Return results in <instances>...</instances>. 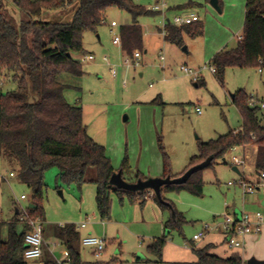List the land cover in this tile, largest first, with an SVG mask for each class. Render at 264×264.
I'll list each match as a JSON object with an SVG mask.
<instances>
[{
  "label": "rangeland",
  "instance_id": "rangeland-1",
  "mask_svg": "<svg viewBox=\"0 0 264 264\" xmlns=\"http://www.w3.org/2000/svg\"><path fill=\"white\" fill-rule=\"evenodd\" d=\"M218 1L221 11L211 4V0H134L136 4L150 10L163 2L165 6L157 15L139 19L144 40L142 49L136 50L141 51L142 57L140 65L132 67L125 64L131 55L124 52L121 45L114 43L115 36L121 34L122 26L132 23V17L126 11L112 7L97 32H84V52L73 53L74 58L82 64L84 75L63 72L59 76L60 82L66 85L67 100L82 105L88 133L106 147L114 166L120 169L127 159L132 171L125 175L127 178L131 179L138 169L148 178H157L149 173L156 168H163L160 136L169 156L171 173L175 175L184 170L190 158L199 152L201 142L241 128L242 116L232 96L238 90H245L259 103L264 100V72L260 68H227L224 83L210 70L211 58L206 59L204 54L207 44L218 41L217 30L220 27L214 19L217 17L222 24L227 25L224 18L229 17V3L239 1V7L234 11L238 14L239 30L227 44L228 49L237 46L245 22L243 14L246 0ZM188 3H193V6H188L187 12L196 13L197 19L203 21L205 34L207 31L210 40L206 42L202 36L191 38L186 35L184 46L187 51H184V46L165 41L164 33L158 29L164 27V15L173 22L175 14L183 13L175 7ZM5 5L13 14L14 10L19 13L12 0H5ZM67 12L51 14H54L55 19L69 21L71 17ZM112 21H116L118 26L112 27ZM88 54L95 55V59H84ZM161 55L165 56L164 61L160 60ZM182 65L194 70L206 66L201 71L205 84L195 86L193 77L181 71ZM112 68H116V76H113ZM16 89L17 83L11 75L0 73V91ZM197 107L201 108L202 113L196 111ZM244 151L243 148L232 150L226 155L227 163L219 159L202 169L205 186L201 195L188 190L163 191V197L173 203L174 209L182 214L184 220L180 228L172 229L161 258L148 246L155 237L165 233L163 224L173 216L169 208H162L153 198H149L143 207L128 197L121 200L113 192L110 217L102 219L97 208L95 184L88 181L79 187L75 183H66L59 176L57 166L48 168L45 173L47 190L43 206L46 226L49 230L58 223L79 227V238L74 245L87 262L197 264L198 257L193 247H202L209 242L219 246L223 244L224 237L219 231H211L206 238L194 242V234L202 231L206 225L220 224L229 210L235 206L242 208L251 197L264 199V192L244 195L238 184L241 174L252 179L259 178L254 167L247 166L248 171L238 167L241 173L233 170L231 158L234 155L243 157ZM250 151V147L246 148L245 153L249 157ZM17 164L14 157L0 156V222L15 218L16 208L28 209L33 198V189L22 183L19 176L10 174L11 171L17 174ZM93 175L94 169H90L88 178L91 179ZM22 194L27 195V199L21 200ZM256 209L264 211L261 206ZM18 217V229L21 230L23 222L21 215ZM82 223H86V227L82 228ZM7 233L5 227L3 235ZM90 234L106 240V248L101 255L83 245V238ZM51 241L55 257L61 258L67 247L57 240ZM225 249L228 248L225 246L211 251L223 254ZM227 251L231 253L230 249ZM139 256L143 258L139 259ZM40 260L28 261L29 264H38Z\"/></svg>",
  "mask_w": 264,
  "mask_h": 264
},
{
  "label": "trees",
  "instance_id": "trees-1",
  "mask_svg": "<svg viewBox=\"0 0 264 264\" xmlns=\"http://www.w3.org/2000/svg\"><path fill=\"white\" fill-rule=\"evenodd\" d=\"M12 1L19 13L15 10L14 14L10 12L5 0H0V73L10 74L17 83L16 90L0 91V156L17 159L20 181L33 189L31 204L34 207H28L29 214L45 221V173L52 166L59 168V176L66 183H75L81 187L90 181L96 185V203L102 219L110 217L113 192L121 200L128 197L131 201L140 200L143 205L150 190L127 191L113 186L110 180L118 171H122L128 182L146 180L148 177L136 171L131 179L127 178L125 175L132 173L127 159L116 171L106 147L88 133L82 105L67 100L66 85L60 82L59 76L63 72L75 76L84 75L82 64L74 58L73 53L84 52V32H97L98 27L105 22L110 8L117 7L132 17V23L122 26L120 34L122 48L128 55L143 47L144 32L139 19L155 16L158 12L138 5L134 0ZM188 6H193V3L182 5V8ZM57 11L61 14L68 11L71 19H55L51 13ZM203 34L204 23L196 20L182 26L168 23L164 38L171 44L183 47L186 35L196 38ZM210 65L216 68L215 75L221 83H224L227 68L252 67L264 72V0H246L243 33L237 46L216 53ZM195 83L197 87L205 84L201 78ZM254 99L243 89L235 93L233 102L242 116L241 128L201 142L199 152L190 158L180 176L209 156H214L212 165L226 158L233 149L243 147L251 148L250 157L246 154L247 166L252 169L254 167L258 174L264 172V107ZM252 100L256 102L253 106L250 105ZM159 145L163 152V177H177L171 173L169 156L161 136ZM90 169H94L91 179L88 178ZM204 186L202 170H198L183 184L164 186L162 196L164 190H188L201 195ZM152 198L162 208H169L173 212V216L164 222L165 233L154 238L148 246L161 258L169 234L172 229L180 228L184 217L165 197L163 199L168 203L160 202L154 194ZM18 215L20 212L16 213L15 218L0 222V264H29L24 256L25 235L29 226L21 219L25 225L20 231ZM5 227L8 229L6 236L3 235ZM57 231L67 247L69 264H103L82 259L74 245L79 238L74 224L57 226ZM193 248L199 264H245L240 253L225 258L210 253L209 246ZM43 264L58 263L50 259Z\"/></svg>",
  "mask_w": 264,
  "mask_h": 264
},
{
  "label": "built area",
  "instance_id": "built-area-1",
  "mask_svg": "<svg viewBox=\"0 0 264 264\" xmlns=\"http://www.w3.org/2000/svg\"><path fill=\"white\" fill-rule=\"evenodd\" d=\"M165 4L164 2L162 4H157L154 6V11L161 12L164 8ZM164 27L162 29V32L166 33V25L168 23H172L176 26H182L186 24L193 23L197 20V15L194 12H188L183 14H177L173 18V22H170V19L167 18L164 15ZM116 21H112L111 26L115 27L117 26ZM114 43L119 44L122 46V40L120 35H116L114 38ZM142 57V53L140 50H136L133 52V54L125 60V64L127 67H132L133 65L139 66L140 65V59ZM86 60H94L95 55L88 54L85 56ZM105 61L107 60L104 58ZM160 60L164 61L165 56L161 55ZM210 66V70L215 74L216 68L214 66ZM207 67L204 66L203 68L199 70H194L191 67L187 65L181 66V71L186 73V75L192 76L193 81H197L201 78V71L203 69H206ZM112 74L114 76L117 75L116 68H112ZM261 72H263L262 69H260ZM256 102L252 100L250 102V105H255ZM261 107H264V102L260 103ZM196 111L198 113H202L201 108L197 107ZM237 149V148H235ZM233 149V150H235ZM243 149H246L243 147ZM230 163L233 166L237 167H243L244 170H247V160L244 155V157H239L237 155H234ZM248 171V170H247ZM11 176L14 175V173H10ZM259 178L252 179L248 176H245L244 174H241V177L238 181V184L243 189L244 194L248 195H255L258 192H264V172L258 175ZM230 184H233L230 182ZM21 200L26 199V195L23 194L20 198ZM21 215V219L28 224L29 229L26 232L25 235V243L26 248L24 251V256L27 260L32 259H38L43 255V247L45 244V238H44V221L37 217L34 218L29 214L28 209L25 208H19L18 209ZM86 223H82V226L84 227ZM264 227V211L263 210H257L254 212L253 216L246 211H243L239 214H233V213H226L224 216V220L216 225V226H209L206 225L204 229L193 236L194 241H198L203 239L209 232L211 231H221L225 234V241L229 248L232 249H243L246 237L250 234H259L261 233L262 229ZM83 244L86 246H92L95 248V253L97 255H101L102 252H104L106 248V240L94 235H88L83 238L82 240ZM58 264H69L70 257L67 254L66 258L63 260H56Z\"/></svg>",
  "mask_w": 264,
  "mask_h": 264
},
{
  "label": "crops",
  "instance_id": "crops-1",
  "mask_svg": "<svg viewBox=\"0 0 264 264\" xmlns=\"http://www.w3.org/2000/svg\"><path fill=\"white\" fill-rule=\"evenodd\" d=\"M235 2L236 1H233L232 3H229V4H231V10L229 12V17H225L224 16L225 17L224 19H225V22L227 23V25L222 24L221 23L222 21H220L217 17H216V19H214L215 20V23L218 25V27H220L217 30V38H218V41H216V42L213 41V43H211V45L210 44H207V48L205 49V54H204V56H205L206 59L212 58L216 53H218L219 51L227 48V44L230 43V40H232V37L235 35L236 32H238V30H239V25H237V24H239V21L237 20L238 19V14L235 13L234 11H235V9H237L239 7V4H238L239 1H237L238 3L237 2L235 3ZM218 4H219V1H218ZM245 7H246V3H245ZM245 7H244V14H243L244 18H245ZM175 8L177 10H179V11H182L183 13H186L188 11L187 8H182V5L181 4L177 5ZM183 13H181V14H183ZM175 15H177V14H175ZM221 20H223V17L221 18ZM117 26H115V27H117ZM225 26H228V27L225 28ZM158 31L161 32L162 29L159 28ZM143 32H144V30H143ZM202 37H203L202 39H204V41L209 42V40H210L209 39V35H208L207 31H206V34H205V27H204V34L202 35ZM240 38H241V35L239 36V39ZM73 56H74V54H73ZM201 79H202V76H201ZM243 151H244V149H243ZM245 152H246V149H245V151L243 153V157H244V155L246 157V153ZM107 153H108V151H107ZM251 162H253V160ZM17 166L19 167V170H20L19 164H17ZM19 170L17 171V174L15 172L11 171V173H14V175H13L14 177H16V175L19 176ZM118 170L119 169L116 168V171H118ZM184 170L175 173V175L180 176V174ZM138 171L141 172L139 169H138ZM142 174H144V173H142ZM149 175L157 176V177H163V168L162 167L156 168L152 173H149ZM152 194H153V192L151 191L150 194H149V196L146 197V200H145V202H144L143 205H141V201L140 200H137L136 202L139 203L141 206L144 207L145 204L147 203L148 199L149 198H152ZM244 195H248V194H244ZM95 196H96V185H95ZM26 199H27V195H26ZM263 200L264 199L258 200L256 197L255 198L251 197L250 199H248V203L246 205H244L242 208H238L237 206H235V207H233L232 210H229L227 213L239 214V213H241L243 211H246V212H249L253 216V214H254L255 211L262 210V209H256L258 206H261V207L264 208V206L262 204ZM161 216H162V214H161ZM7 220H10V219H7ZM24 225H25V223L23 222L21 230L23 229ZM57 226H64V223H62V224L61 223H58L55 227H52L51 230H49L47 228V226H46V221H44V238H45V244H44V247H43V255L40 257L42 260L38 261V264H43L45 261L50 260V259H52V260H57V259L58 260H63V259L66 258L67 254H68V251H65L63 253V256L61 258H56L53 250L51 249V245H52V241L51 240H54V241L57 240L62 245L64 244V242L62 241V239L58 235ZM81 227L84 228V227H86V225L84 227L83 226H81ZM163 228H164V224H163ZM77 230L79 232V227L77 228ZM219 233L224 237V240L222 241V243H223L222 245L220 244L219 246H215L217 244L212 243V242H209V243H207L206 245H204L202 247H197L196 246V248H203L205 246H209L210 247V249H209V252L210 253L216 254L218 256L225 257V258L226 257H230L234 253H240V255L242 256V258H243V260L245 262V264H247L248 259H250L251 257H256L259 260H264V227H263L261 233H259V234H250V235H248L246 237V240H245V244H244L243 249H232V248H229L227 246V244H226V241H225V234L223 232H221V231H219ZM90 235H92V234H90ZM158 237H160V236H158ZM206 237H207V235L204 238H206ZM54 245H56V243ZM224 245L228 249L231 250V253H227L228 252L227 251L228 249H225L223 254L222 253H219L218 251H214V252L211 251V250H220V249H222V247H225ZM84 246H86V245H84ZM88 247H90L95 252V248L94 247H92V246H88ZM48 255H49V257H47ZM195 263L199 264L198 263V259H197V261Z\"/></svg>",
  "mask_w": 264,
  "mask_h": 264
},
{
  "label": "water",
  "instance_id": "water-1",
  "mask_svg": "<svg viewBox=\"0 0 264 264\" xmlns=\"http://www.w3.org/2000/svg\"><path fill=\"white\" fill-rule=\"evenodd\" d=\"M211 4L216 9L221 11L220 6L218 4V0H211ZM183 50L187 51V47L184 46ZM195 86H197L196 83H195ZM232 96L234 97L235 94H233ZM213 159H214V156H209L202 163H199L189 168L183 175L174 177V178H172L171 176H167V177L148 178L146 180L139 179L136 182H128L124 179L122 175V171H118L112 175L110 183L119 189L132 191V192L143 191V190L153 191L160 202L168 203L164 201L163 196H162V188L164 186L173 185V184H183L187 182L192 174H194L198 170H202L208 167L212 163ZM222 160L223 162H225L226 158H223ZM233 170L240 173V170L237 166H233ZM59 193L63 195L62 190H60ZM262 204L264 206V200ZM29 206L34 207V205L31 203L29 204ZM16 213H19L18 208H16ZM142 257L143 256H139V259H141ZM247 264H264V260H259L256 257H251L250 259H248Z\"/></svg>",
  "mask_w": 264,
  "mask_h": 264
}]
</instances>
